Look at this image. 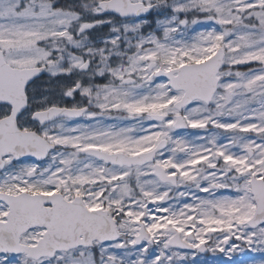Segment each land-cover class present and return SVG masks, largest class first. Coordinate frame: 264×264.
Here are the masks:
<instances>
[{
	"label": "snow or ice",
	"instance_id": "obj_1",
	"mask_svg": "<svg viewBox=\"0 0 264 264\" xmlns=\"http://www.w3.org/2000/svg\"><path fill=\"white\" fill-rule=\"evenodd\" d=\"M203 253L264 264V0H0V264Z\"/></svg>",
	"mask_w": 264,
	"mask_h": 264
},
{
	"label": "rangeland",
	"instance_id": "obj_2",
	"mask_svg": "<svg viewBox=\"0 0 264 264\" xmlns=\"http://www.w3.org/2000/svg\"><path fill=\"white\" fill-rule=\"evenodd\" d=\"M225 259H226L225 255L221 253H215V254L203 253V254H197L194 260L192 257H189L188 264H224ZM234 259L237 262H239L245 259V257H242L241 255L238 254L234 257Z\"/></svg>",
	"mask_w": 264,
	"mask_h": 264
}]
</instances>
